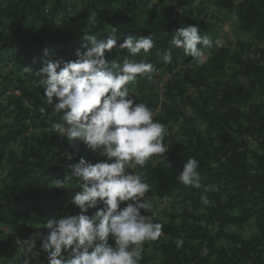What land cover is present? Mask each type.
<instances>
[{
	"label": "trees",
	"instance_id": "16d2710c",
	"mask_svg": "<svg viewBox=\"0 0 264 264\" xmlns=\"http://www.w3.org/2000/svg\"><path fill=\"white\" fill-rule=\"evenodd\" d=\"M206 3L233 12L239 27L258 40L263 56L261 64L250 57H238L236 61L239 69H244L250 77L252 90L243 91L242 87H237L232 91L229 85L219 81L226 76L227 49L214 47L206 63L187 68L193 58L170 45L177 29L189 25L198 26L201 36L217 38V25L203 14V7L200 12L203 15L196 16L194 0H168L163 9L157 8L152 0H89L82 12L77 11L70 0H11L6 5L0 0V98L5 97L0 101V169L7 152L11 158L7 179L0 189V232L7 230L9 242L14 244L15 238L28 239L48 218L80 212L72 203V197L80 191L78 184L71 181L65 189H57L54 180H63L71 172L69 166L81 158L93 163L106 158L78 140L70 143L66 134L51 131V124L58 116L44 103V88L38 84L41 79L38 73L49 60L75 61L77 51H86L83 47L87 43L85 36L94 35L104 40L112 35L111 28L115 27L117 44L111 52L105 53L109 62L122 64L124 59L132 58L127 49L119 47L129 35L137 38L151 35L156 47L145 59L153 64L156 72L185 66L181 73L172 75L164 101L160 103L154 94L150 96L152 104L151 99H147L152 109L160 105L154 120L168 129L164 143L169 151L159 157L171 164V168L156 164L154 158L157 156H154L139 169L147 182L159 194L172 195L176 199L201 201L202 196H207L217 200V216L223 222L242 226L254 218L257 225L258 233L249 241L229 236L233 243L241 242V245L238 247L236 243L228 249L218 247L213 260L203 258L198 264H242L252 258L254 263L264 264V150L262 154H253L250 162L243 142L238 141L243 133L264 135V101L250 100L264 91V0H242L236 4L234 0H199L198 6ZM92 11L97 13L95 26L88 21ZM170 47L172 60L165 63L163 53ZM24 67H29L30 71L26 73ZM155 73L149 74L151 79L140 76L129 84V97L133 93L145 96L144 91L154 85ZM191 86L195 89L194 95L187 93ZM186 107L191 114H182L184 125L178 126V133H172L173 125L179 123V109ZM41 108L46 111L42 112ZM195 121L205 124V133ZM31 129L38 130V134L29 133ZM181 131L187 137H177ZM14 144L19 147L18 153L11 151ZM222 153L225 159L220 162ZM189 157L199 161L198 171L202 177L199 189L184 186L177 180ZM213 162H219L214 169L211 168ZM205 187L211 190L205 191ZM222 193L226 202L218 206ZM125 206V202L120 205L121 208ZM95 211L91 209L87 214L91 216ZM228 211L235 216H229ZM163 231L172 235L170 242L163 245L166 255L163 264H181L182 260L186 264L193 260L197 248L191 249L190 256L186 254L190 245L183 240V226H164ZM177 239L183 240L182 247H177ZM41 243L36 241L33 250L39 252L38 257L22 254L14 264H24L25 259L30 264L41 259L49 264ZM109 243L114 245L111 237ZM0 254L8 252L0 251ZM140 264H145L144 255Z\"/></svg>",
	"mask_w": 264,
	"mask_h": 264
},
{
	"label": "clouds",
	"instance_id": "9594fccd",
	"mask_svg": "<svg viewBox=\"0 0 264 264\" xmlns=\"http://www.w3.org/2000/svg\"><path fill=\"white\" fill-rule=\"evenodd\" d=\"M194 3L198 5L199 0ZM88 21L96 25L95 11L90 12ZM116 32L112 27V35L104 40L85 36L86 51H77L75 61L49 60L38 73L44 103L58 116L51 131L66 134L70 143L78 140L106 158L95 163L81 158L69 166L71 172L63 180H54L57 189H65L71 181L78 184L80 191L72 197V203L80 212L53 216L43 222L46 232L41 237V250L47 253L49 264H140L145 242L156 241L163 235L162 223H154L153 217L141 214L142 210H152V199L146 194L153 186L136 169H143L154 156L169 151L164 143L169 132L164 124L154 120V112L145 103L128 98L129 84L140 76L151 79L149 74L156 72L145 59L156 47V41L151 35H129L119 47L127 49L132 58L124 59L122 64L109 62L105 53L116 46ZM170 45L182 49L200 66L211 49L223 47V41L201 36L198 26L189 25L177 29ZM171 52L170 47L163 53L165 63L171 62ZM137 56L141 58L134 59ZM24 71L27 73L30 68L24 67ZM165 166L171 168L170 163ZM198 168L199 161L189 157L177 180L184 186L201 188ZM209 190L205 187V191ZM124 202L128 203L121 208ZM201 202L207 205V196H202ZM91 209L96 211L90 216L87 213ZM110 237L114 245L109 243ZM16 243L24 257L39 256V252L33 251L36 236L18 239ZM175 243L182 247L183 240L177 239ZM24 264L30 261L25 259Z\"/></svg>",
	"mask_w": 264,
	"mask_h": 264
},
{
	"label": "built area",
	"instance_id": "2783aa9c",
	"mask_svg": "<svg viewBox=\"0 0 264 264\" xmlns=\"http://www.w3.org/2000/svg\"><path fill=\"white\" fill-rule=\"evenodd\" d=\"M5 71L8 72L7 70ZM176 71L177 70L174 69H161L155 73L153 82L158 91L157 96L161 102L165 100L167 84ZM249 80L251 81L250 77ZM189 89L190 87L187 89L188 94ZM191 95H194V91ZM185 109L189 111L188 107ZM198 128L201 131H206L205 124H198ZM259 138L260 137L257 135H241V141L244 144L243 149L246 151L250 162L252 161V151L256 154L263 153V150L260 147L262 141H260L261 139ZM247 142L248 146L246 145ZM245 145L247 147H245ZM224 159V156H221L220 162L224 161ZM154 162L162 166L167 163L159 156L154 158ZM136 171H140L139 168H137ZM143 177L146 179L144 175ZM215 189L217 190L216 186ZM146 196L152 199L153 207L151 211L144 212L142 215L153 217L154 223H162L165 227L169 225L183 226L185 228V231L182 233L183 240L190 245L186 250V254L189 255V249L197 248L193 260H190L186 264H198V261L203 258H210L213 260L217 256L218 247L228 249L231 245L237 243H233L229 236H239L241 238L240 241H249L253 235L258 233L254 218H250L243 223L242 226H239L235 222H223L221 218H218L217 200L208 198L209 203L204 205L201 201L180 200L174 198L172 195H161L155 191L153 187L152 191L148 192ZM165 197L168 199L165 200ZM225 202V194L222 193L219 197L218 203L223 205ZM125 203L127 204L128 202ZM228 214L229 216H235V213L232 211H228ZM191 231L201 232L202 234L193 235L190 233ZM171 239L172 235L163 231V235L158 240L145 242L143 252L145 264H163L166 256L163 245L169 243ZM17 240L18 238L14 239V244L18 247L16 243ZM240 243L238 242L236 245L239 247L241 245ZM262 259L264 261V255L262 256ZM253 260L254 258L246 260L242 264H252ZM36 264H47V261L41 259Z\"/></svg>",
	"mask_w": 264,
	"mask_h": 264
},
{
	"label": "rangeland",
	"instance_id": "374dc122",
	"mask_svg": "<svg viewBox=\"0 0 264 264\" xmlns=\"http://www.w3.org/2000/svg\"><path fill=\"white\" fill-rule=\"evenodd\" d=\"M3 1V5H6L8 2H10L11 0H2ZM242 0H234L235 4L239 3ZM89 2V0H70V3L75 7V9L79 12L83 11V7ZM152 3H155L157 5V8L159 9H163L164 6H167L168 4V0H165L163 2H161L160 0H152ZM203 7L205 10V13H203L204 15H206L208 18L211 17L210 20H212L216 25H217V33H216V37L222 39L223 41V47L224 49L228 50L229 53V58L227 60L226 66L224 68V73L226 74V76L222 77L219 79V81H222V83H225L227 85L230 86L231 90H235L237 89V87H242L243 91H250L252 90V85L251 82L249 80V77L246 75V73L244 72V69L240 68L239 69V64H237V58H241L244 59L246 57H250L251 59H256L258 60L259 63L262 62L263 60V56H262V52H261V48L260 45H258V40L253 36L252 33L246 31L245 29H242L239 27L238 22L235 19L234 13L233 12H229L223 8L217 7L215 4L212 3H206L203 6H198V5H194L193 9H195L197 11L196 16H200L203 15L202 13V8ZM201 12V13H200ZM220 48V47H219ZM212 54V49L210 50L207 59L205 60L204 63H206V61L210 58ZM196 66V62L193 59L192 62L189 63V65H187V68H194ZM185 68V66H176L174 68V70H177L175 73H178L181 71H183ZM172 74V73H171ZM192 89V90H190ZM189 89V95H191V93L194 91L195 93V89L192 88V86ZM257 87H256V91H257ZM158 91L156 89V86L153 85V87H149L148 89H146L144 91V95L142 94H137V93H133L131 94V96L129 98L133 99L136 103H146V105L148 106V104L150 103L147 99H151L150 96L152 97V95H158L157 94ZM157 98L159 99V97L157 96ZM253 98L256 99V102H260V101H264V91L261 93L256 94V96L254 97H250V100L253 101ZM5 97H1L0 101L4 100ZM153 99V98H152ZM151 99V104H152V100ZM160 101V99H159ZM161 103V101H160ZM245 104L242 103L241 107H244ZM150 109L156 113L159 111L160 109V105H158L156 108L152 109V105L149 106ZM180 113L179 116V123L178 124H174L173 125V131L172 133H178V126L184 125V120L182 119L183 117L181 116L182 114L184 115H190V111H187V109H179L178 114ZM194 124V123H193ZM195 124H200L198 121H195ZM186 127V126H185ZM189 127V126H188ZM186 127V129L188 128ZM47 129V128H46ZM203 133H205L206 131H202ZM31 134H38V130L35 129H31L30 132ZM180 135H177V137H187V135L183 136V131L179 132ZM245 134V133H243ZM260 137L259 139H261L260 141H262L261 143H264V135L258 136ZM234 138L237 139L236 133H234ZM238 141H241V135L238 136ZM246 145L248 146V142L246 143ZM245 145V147H247ZM260 147L262 148V150H264V147L262 146V144H260ZM12 152L18 153L19 151V147L17 146V144H14L13 147L11 148ZM226 151V150H225ZM252 155L251 158L253 156L254 151H252ZM10 153L7 152L5 158H4V162H3V166L0 169V189L3 186V182L7 179V173L10 169V161L11 158L9 157ZM222 156L224 155V153L221 154ZM253 159V158H252ZM219 162H213L211 164V168L214 169L218 166ZM166 164H164V167ZM144 175V174H143ZM218 206H220V204H218ZM145 211L142 210V213H144ZM257 227V225H256ZM258 230V228H257ZM6 232L7 230H3L0 232V251H5L7 250L8 254L7 255H3L0 254V264H14L16 263V261L20 258V256L22 255L19 251H18V247L13 244L12 242L8 241V237L6 236ZM46 232L45 229H43V226H39L36 228V230L34 232L31 233L30 237L32 236H36V241H42L41 237L42 235ZM193 235H199L202 234L201 232H197V231H191L190 232ZM29 237V238H30ZM9 245V246H8ZM192 250L189 249V255H191ZM183 263V260L181 261V264ZM176 264V263H173ZM252 264H257L254 263V261L252 262Z\"/></svg>",
	"mask_w": 264,
	"mask_h": 264
}]
</instances>
